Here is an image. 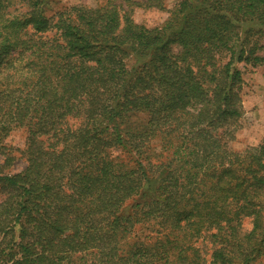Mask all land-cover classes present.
Returning <instances> with one entry per match:
<instances>
[{
    "label": "trees",
    "instance_id": "1",
    "mask_svg": "<svg viewBox=\"0 0 264 264\" xmlns=\"http://www.w3.org/2000/svg\"><path fill=\"white\" fill-rule=\"evenodd\" d=\"M13 1L0 0V146L24 129L27 167L0 165L8 264H264V143L236 153L215 135L247 124L237 65L264 66V0H178L154 29L132 11L163 0L50 18L44 0L7 13ZM155 141L159 161L113 155L141 160Z\"/></svg>",
    "mask_w": 264,
    "mask_h": 264
},
{
    "label": "rangeland",
    "instance_id": "2",
    "mask_svg": "<svg viewBox=\"0 0 264 264\" xmlns=\"http://www.w3.org/2000/svg\"><path fill=\"white\" fill-rule=\"evenodd\" d=\"M103 3V0H44L40 6L47 17L55 16L56 14L70 10L75 7H85L95 9L98 4ZM166 11H160L155 8L134 7L132 17L136 24L142 25L148 29L160 28L165 24L169 18V13L174 9L178 0H163ZM28 9L20 0L12 2L11 7L7 9V13L18 14L26 12ZM264 44V41L262 42ZM259 56L264 57V50L258 53ZM129 66L134 64L132 59H128ZM237 68L243 73V86L241 97L245 111V118L247 124L244 128L238 131L227 129H220L216 132V136L220 140L222 146L231 149L233 152L242 153L246 149L256 148L264 143V66H251L245 64H238ZM145 120L144 115L134 116L130 122L135 126H142ZM27 132L24 129H15L11 134L2 141L0 147H3L2 153L0 152V165L3 166L7 157H12L13 164L8 168L5 173L8 175H15L23 172L27 163L23 155ZM161 142L155 141L152 143L151 150L146 153L141 160L137 157L127 156L121 150L115 151L114 156H120L124 162H131V165H136V162L147 164V160L156 162L161 160ZM128 159V160H127ZM143 160V161H142ZM164 160V159H163ZM8 195L0 190V204L6 201ZM252 227L251 220H245L244 231H249ZM81 256L74 258L75 263H82L78 260ZM86 259V257H84ZM83 258V259H84ZM7 253H0V264H8Z\"/></svg>",
    "mask_w": 264,
    "mask_h": 264
}]
</instances>
